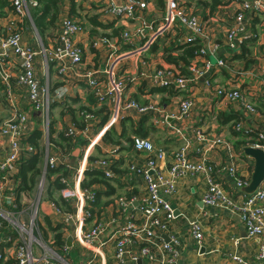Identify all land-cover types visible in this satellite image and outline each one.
I'll use <instances>...</instances> for the list:
<instances>
[{"label":"built area","instance_id":"obj_1","mask_svg":"<svg viewBox=\"0 0 264 264\" xmlns=\"http://www.w3.org/2000/svg\"><path fill=\"white\" fill-rule=\"evenodd\" d=\"M189 1L191 0H165L163 24L155 33H161L167 28L173 30L179 28L188 32L184 43L201 39L203 48L196 55L197 58L202 59L200 67L193 64L185 70L186 74L178 72L173 67L158 68L152 73L140 71L134 79L128 80L125 79V74L116 73L113 63L110 64L112 58L110 55L107 63L109 65L104 71L106 80L103 82L94 69L83 68L82 48L74 41V37L83 30L79 22L67 17L60 20L59 35L54 45L44 46L39 40V46L33 48L24 43L22 38L24 20L31 19L28 8L36 6V0H9L11 10L7 11V16L4 17L5 23L0 25V83L5 88L7 101L11 107L8 120L4 121L0 116V264H67L58 253L44 245L42 239L34 236V231L37 230L36 214L39 203L48 201L50 207L56 212H59V207L38 192L29 215L23 211L15 213L13 210L15 209L16 189L21 183L19 178L17 179L18 170L21 163L36 152L34 146L27 141L32 132L36 130L34 115L37 118L41 117L38 119L47 128L45 133L47 138L50 106L56 101L63 100L70 92L67 85L50 89L47 84L49 65H54L56 74L63 79V83H66L65 77L70 72L79 73V70H82L79 75L82 76L98 105L106 104L114 97L115 101L117 98L116 106L119 104L123 110L135 111L140 115L148 114L155 109L151 104H139L131 99L124 102L122 97L128 85H133L134 80L137 84L142 80H148L157 88L171 86L173 90L182 93L177 120H185L190 117L194 108V101L190 96L192 81L186 77L194 78L192 83L194 85L199 79L205 77L206 73L228 67L226 59L215 58L216 48L208 39L201 26L202 22H199L200 19L185 7ZM228 1L236 9L226 35L227 46L234 51V41L242 44L249 38L255 37L251 30L255 18L264 13V0ZM104 5V11L107 14L125 21L139 19L140 17L135 16L136 13L147 8V3L143 0H122L121 2L105 0ZM151 27L150 22L143 20L136 32L126 31L122 33L121 38L126 44H132L135 39L143 37L146 30ZM261 35L264 37V32ZM102 42L107 44L106 48L111 51V54L115 51L114 45L109 44L106 39ZM92 45L98 48L100 42H93ZM11 56L18 60L20 69L14 80L7 70ZM37 57H42L45 83H42L36 75L35 60ZM204 84L210 87L207 85L209 84L207 80H204ZM14 86L21 91V97L26 102L23 111L18 110L11 100ZM261 86V100L264 103V79L261 81ZM213 91L217 98L227 100L242 111V116L233 126L235 132L243 133L247 137L254 133L253 142L247 146L264 152V131L254 132L253 129L244 127V119L248 117L261 115L264 119V112L260 113L255 102L251 100L257 98H252L239 87L216 86ZM94 115L81 112L80 116L83 117L81 121L85 127L79 130L72 123L64 134L72 139L84 134L87 136L88 130L99 122ZM115 120V117L110 119L106 125L109 127ZM168 127L170 132L182 142L179 150L172 154L169 165L166 164L167 155L163 149L154 146L146 138L136 136L131 139L133 149L143 154V163L129 165L128 169L143 178L144 194L138 200L135 197L114 199L112 206L117 217L113 221L116 230L112 234L108 233L106 224L102 222L101 212L92 218L94 223L91 227L85 228L82 232L79 231L77 235L79 242L91 253L89 260L81 264H96L97 257H101L99 251L109 244L114 247L115 264H138L143 260L147 264H176L179 257V242L174 237H168V242H165L163 236L167 234L168 223L178 217L170 201L176 191V182L187 175L204 177L206 191L202 197L203 205L206 208L227 210L236 215L245 229L246 236L256 240V259L264 264V181L254 193L245 194L242 188L247 187L251 179L239 175V156L233 153L231 144L226 142L222 135L210 138L199 130L193 129L192 136L187 137L178 125H168ZM96 139L95 137L90 140L91 147ZM45 144L48 147L46 149L44 147L42 172L47 173L48 169L53 170L58 166L66 168L63 159L60 160L57 155L55 157V154L50 152L51 146L48 140ZM215 150L223 152L227 161V164L220 169H216L208 157V152ZM113 153V150H107L103 158L89 165L90 168L100 170L106 178H112L114 174L111 168L114 160H108V155L111 156ZM220 172L227 174V183L224 184L218 179ZM82 173V169L76 170L75 182H80V186L83 180ZM41 182L42 179L37 188L38 191H42L43 182ZM58 183L63 186L61 197L70 198L72 189L69 188L67 177L60 176ZM94 201L93 188L82 189L80 197L75 202L79 204V219L76 218V223L85 225V220L91 217L90 209H85V204H91ZM25 216L29 220L28 226L23 223L22 218ZM72 217L73 215L69 218L72 219ZM185 221L190 236L200 246L202 241L200 222L197 219H186ZM231 259L237 264H248L236 254L231 255Z\"/></svg>","mask_w":264,"mask_h":264},{"label":"crops","instance_id":"obj_2","mask_svg":"<svg viewBox=\"0 0 264 264\" xmlns=\"http://www.w3.org/2000/svg\"><path fill=\"white\" fill-rule=\"evenodd\" d=\"M115 1L121 2L122 0ZM143 1L147 3V8L137 12L135 15L140 18L125 21L112 17L104 11L105 0H61L60 14L56 27L60 20L66 17L81 24L84 32L77 34L74 37V41L82 48L83 68L88 70L94 69L103 82L106 80L104 71L109 65L107 63L110 55L112 57L110 64L113 63V68L118 75H123L118 68L122 66L128 67V62L125 64L122 56L135 50H140L141 52L138 54L132 53L129 56L131 61L135 56L134 59H137L140 55L144 57L145 54H149L147 60L150 62L155 61L156 65L159 64L158 66H160V59L162 60L160 50L167 48L169 44L176 45L177 42H181V39L184 42L183 35L187 36L188 32L182 29L179 31L178 28L175 30L167 28L161 33H155L163 24L165 0ZM161 1L163 5L160 4ZM218 2L219 4L215 7H212L210 0H191L185 4V7L190 12L199 16L202 24L205 26L204 31L211 44L216 48L215 58L226 59L228 64L227 68L206 73L205 77L199 79L194 84V87L190 89V96L194 101V108L190 117L182 121L177 120L179 100L182 97L181 92L169 95L172 91L161 92L160 88L154 87L148 80H142L136 85V88H129L124 92L123 101L131 99L139 104H151L155 109L154 111L140 115L135 111L123 110L119 104L116 106L117 98L115 101V98L112 97L108 103L103 104L104 106L101 105L107 110L105 114L108 116V120L101 126L102 128L93 127L88 130L87 136L86 134L79 136L77 145L69 154L59 151L52 145L51 149L53 151L58 152L61 156H65L63 159L67 170V175L65 176L69 181V188L72 189V196L70 198H62L58 190L52 193L54 198H62L65 201V204L61 206L64 209L59 208V212L52 209L48 201L39 203L36 214L37 230L34 231V236L42 239V243L58 253L67 264H81L89 260L91 256V253L79 242L77 235L79 231L82 232L85 228L91 227L94 223L93 219H88L85 225L82 226L66 215V212L67 214L73 213L75 202L80 197L82 191L80 182H75L76 170L82 169L83 175L86 170L90 169L89 157L99 159L106 154L107 150L114 151L111 156L108 155V157L114 160V169L111 168L114 176L107 179V186L93 185L94 187H92L95 192L97 191L102 194L100 196L101 207L100 209H95V211L99 210V213L101 212L102 222L106 224L109 234H112L116 230V225L113 224V221L117 216L112 206V200L117 197H135L138 200L143 196L145 191L143 178L138 174H133L128 169L129 165H141L143 163V154L136 152L131 145L132 136L149 139L154 146L163 149L167 155L166 164L169 165L172 154L182 142L176 135L170 132L168 125H178L187 137L192 136L193 129L199 130L210 138L222 135L226 142L231 144L233 153L239 156V175L243 178L251 179L254 170V160L244 154V148L248 147L247 145L250 142H253L254 133H251L247 137L243 133L235 132L233 126L242 116V111L235 108L227 100L217 98L213 88L216 86L239 87L243 92L252 96V98H257L256 100H251L255 102L260 113L264 112V103L261 100V81L264 79V37L261 35L264 32V13L256 17L253 22L251 32L255 37H251L242 44H239L237 50H234V52L227 46L226 35L230 28L232 15L236 9L231 6L228 0H218ZM7 11L5 10V16H7ZM143 20L150 22L152 27L146 30L143 37L135 39L132 44H126L121 38L122 33L128 30L133 33L136 32ZM4 23V18L0 19V25ZM90 31H93L92 35L89 33ZM57 34V29H55L51 35L52 37L47 38V46L54 45ZM163 34L171 36L172 39L169 41H166V39L162 40L160 37ZM95 36L109 39L113 43L115 51L111 54V51L106 48L104 50L105 53L101 54L102 52L92 45V38ZM175 37L176 40H174ZM22 40L33 48L39 46L40 39L34 28L32 19H30V22L23 24ZM88 41H91V47ZM154 42L157 47L152 51L149 49V45L154 44ZM144 44L147 45L144 46ZM87 46H89V50L86 48ZM242 46L245 48L246 58L249 55V59L251 60V63L247 67L245 66V61L240 59ZM118 54H121V57L115 56ZM8 61L14 80L20 72L19 63L13 56ZM195 61L198 67L201 66V58ZM137 69H141V66ZM147 69H151V64H148ZM35 70L41 82L45 83L46 77H44L42 57L36 58ZM126 71L123 72L126 73ZM144 71L150 73L148 70ZM79 73H82V70H79ZM79 73L70 72L65 77L69 83L66 84L56 74V68L53 64H50L48 67L47 84L50 89L62 87L63 85H67L70 88L69 94L63 100L56 101L50 106L49 114L51 117L49 118L51 122L49 120V126H52L53 137L56 136V132L54 131L59 125L62 128L74 122H82L79 116L80 120H78L76 113L80 108L95 111L97 114V110L100 107L92 94L89 93ZM204 80H207L211 86L206 87ZM79 88L80 90H78ZM154 88V93H151V90ZM12 92L15 97V101L12 102L17 104L14 106L22 107L21 105L25 104L23 106L25 108L26 102L21 97V91L14 86ZM18 103L20 104L18 105ZM1 107L2 105L0 104ZM68 109L73 112L72 115ZM104 115H96L99 121L96 122L97 125L100 124L101 118ZM114 117L116 120L108 127L106 123ZM34 120L37 124L39 119L35 116ZM244 121L246 129H253L254 132H258L257 130L264 131V119L261 115L248 117ZM37 130L41 132L43 145L50 135L48 134L46 138L41 129ZM61 131L57 132V134ZM105 133L107 134V140H104ZM95 137L97 138L96 142L91 147L90 140ZM208 157L214 166H216V169H220L227 164L224 153L220 150L208 152ZM55 179H51V176H48L44 180L45 183H42L41 189L45 190L44 197L48 198L47 194L50 188L55 185ZM218 179L224 184L228 182L225 172H220ZM39 184L40 182L38 181L37 188H39ZM225 188L227 187L225 186ZM205 191L206 182L202 175H187L179 178L176 182V191L170 201L178 217L168 223L167 234L163 236L165 242H168V237H174L179 242V257L176 260V264H237L231 259V255L234 254L244 259L248 264H262L256 259V240L246 236L245 229L240 223L239 218L227 210L206 208L203 205L202 197ZM32 199L34 203L36 199L34 197ZM16 201L17 198L15 197ZM104 202H108V204L102 206ZM32 204L24 203L22 201V194H20L19 203H15V209L13 210L15 213L23 211L29 215ZM40 217L41 221H44L42 224H39ZM22 219L23 223L28 226V217L25 216ZM186 219H197L200 222L202 227L200 246L190 236ZM40 226L42 227L40 228ZM57 235H60V240L63 244L61 248L57 247ZM70 237L72 240L68 241ZM201 249L203 252L200 251ZM42 251H44L43 248ZM99 252L101 257H97L96 264H115L114 247L112 244H109ZM139 264H147V262L143 260Z\"/></svg>","mask_w":264,"mask_h":264},{"label":"trees","instance_id":"obj_3","mask_svg":"<svg viewBox=\"0 0 264 264\" xmlns=\"http://www.w3.org/2000/svg\"><path fill=\"white\" fill-rule=\"evenodd\" d=\"M212 2V7H215L216 5L219 4L218 0H210ZM60 3L61 0H36V6H30L28 8L29 15L33 21L34 28L44 46H46L47 38H51L52 33H54L55 29H59V23L56 27V22L58 20L59 14H60ZM161 5H163V2H160ZM5 10H11L9 0H0V18L5 17ZM71 19V18H70ZM73 20V19H72ZM30 22L28 18L24 20V24ZM94 24H97L96 22H93ZM81 26V24H80ZM82 27V26H81ZM180 31V30H179ZM91 35L93 34V31L89 32ZM59 33L57 34V36ZM97 35V34H94ZM164 35V34H163ZM56 36V37H57ZM178 38V36H176ZM176 37L174 40H176ZM159 38V37H158ZM157 38V40H158ZM201 41L199 39L189 41L187 43H178L175 44H169L167 48L162 49L163 53V60L164 63L167 66L173 67L175 70H178L180 73L186 74V71L184 68L190 64L191 60H193L197 53L199 52L201 48ZM244 46V45H243ZM242 46V55L240 56V59H243L245 61V66L247 67L250 63L251 60L249 59V55H247L246 58V52L245 48ZM156 44L152 43L149 46V49L154 51L156 49ZM132 50V49H131ZM245 53V54H244ZM248 54V53H247ZM161 92H170L169 95H174L178 91L173 90V88L170 87H162L160 88ZM155 88L151 90V93H154ZM179 93V92H178ZM7 95L5 92L4 86L0 83V104L2 106H6V99ZM135 101V100H134ZM69 110V109H68ZM70 111V112H69ZM68 112L73 114L71 110ZM80 112L84 113H90V114H101L104 115L107 110L105 108H99L97 110V114L95 111L88 110L86 108H80ZM107 114H105L101 118L100 124L96 125L95 127H101L105 124V122L108 120ZM74 124H77V127L79 130H82L85 127V124L74 122ZM102 128V127H101ZM49 135L48 136V143L53 146H55L59 151L69 154L70 151L77 145L72 143V138L69 136H66L64 133H58L55 138H53V129L52 126H49ZM104 140H107V134H104ZM27 141L34 146V149L36 152L29 158L28 160L24 161L21 163V166L18 170V175L17 178L21 181L20 186L16 189V195L15 197L17 198V201L15 202L16 204L19 203V196L21 193H27L29 197H34L36 193H32L34 191L36 183L38 182V178L40 177L41 171L43 169L44 165V146L42 145V140H41V132L39 130H36L32 132L31 136L27 139ZM105 156V155H104ZM103 158V157H101ZM100 159V158H99ZM96 158L89 157L88 161L90 162L89 165H91ZM114 167V163L112 165V169ZM48 175H61L65 176L67 175V170L63 166H58L53 170H47ZM58 178L55 179V185H53L50 188V191L48 192V200L55 205H57L59 208L64 209V207H61L65 204V201L62 198H54L52 193L56 190H60L62 188V185L58 183ZM108 178H106L100 170L90 168L86 170L83 174V180L81 181V188L82 189H87V188H92L95 185H104L107 186V181ZM94 185V186H93ZM102 194L100 192H95V201L91 203V209H90V214L91 218L94 216L99 215V210L95 209H100V196ZM105 195V194H104ZM108 202H104L102 206L107 205ZM56 242H57V247L61 248L63 244L61 243L60 240V235L56 236ZM8 264V263H7Z\"/></svg>","mask_w":264,"mask_h":264},{"label":"rangeland","instance_id":"obj_4","mask_svg":"<svg viewBox=\"0 0 264 264\" xmlns=\"http://www.w3.org/2000/svg\"><path fill=\"white\" fill-rule=\"evenodd\" d=\"M198 18H199V16L198 15H196ZM200 19V18H199ZM198 19V20H199ZM199 22H201V20H199ZM204 29H205V26L202 24L201 25ZM179 29V28H178ZM180 30V29H179ZM82 32H84V30H82ZM81 32V33H82ZM124 32H126V31H124ZM123 32V33H124ZM127 32H130L129 30L127 31ZM131 33V32H130ZM133 33V32H132ZM182 36V35H181ZM162 40H164V39H166V41H169V40H171L172 39V37L170 36H168V35H166V34H164L163 36H161L160 37ZM183 38H184V42H185V36L183 35ZM103 39H106L108 42H109V44H113L112 42H110V40L109 39H107V38H102L101 39V36H95L94 38H92V42H100V45H99V47H98V49L102 52L101 54H104L105 53V51L104 50H106V47H107V44H105V43H103L102 42V40ZM200 41H202L201 39H199ZM122 41V40H121ZM51 42V41H50ZM165 42V41H164ZM184 42H182V39H181V42L180 43H184ZM88 43L90 44V47H91V41H88ZM201 43V45H202V42H200ZM88 47L89 46H87L86 48L88 49ZM201 48H203L202 46H201ZM200 48V49H201ZM121 49V48H120ZM89 50V49H88ZM151 50V49H150ZM200 51V50H199ZM139 52H141L140 50H135L134 52H130V53H126V54H124L123 56H122V58H123V60H124V63L126 64V62H128V67H124V66H122L121 68H118V70H120L121 71V73L124 75V77H125V79H128V80H132V79H134V76H137V74L140 72V71H144V70H148L150 73H152L154 70H156V69H158V68H166V67H170V66H167L165 63H164V60H163V53H162V49L160 50V52H161V55H162V60L160 59V62H161V65L160 66H158V65H156V62L155 61H149V60H147V58H149V54H145V56L144 57H142V55H140V56H138V58L137 59H134L133 58V60L131 61V59H129V56H131L132 55V53H134V54H138ZM235 52V51H234ZM119 53V52H118ZM115 56H120L121 57V54H118V55H115ZM121 58V59H122ZM196 59H198L197 57H195L193 60H191V62H190V64H188L185 68H184V70H187L191 65H196L197 67H198V64L196 63ZM212 61H214V59H212ZM234 63V62H233ZM148 64H151V69H147V66H148ZM235 64V63H234ZM9 66H10V64H9V61H8V64H7V70H9V73H11V71H10V69H8L9 68ZM140 66H141V69H137V68H140ZM200 67V66H199ZM127 70V71H126ZM123 71H126V73H124ZM178 71V70H177ZM179 72V71H178ZM80 75H81V73H79ZM188 80H190V81H192V83L194 82V78H192V77H186ZM66 82V84H69L67 81H65ZM85 83V82H84ZM192 83H191V86L192 87H194V85H192ZM136 85H137V82H136V80H134L133 81V85H128L127 87H126V89H125V91L126 90H128L129 88H136ZM207 85H209V86H211V84L209 83V84H207ZM87 86V85H86ZM131 86H133V87H131ZM192 87H191V89H192ZM10 88H11V86H10ZM86 88H88V87H86ZM78 90H80V88L78 89ZM89 90V89H88ZM89 93H90V90H89ZM13 92H11V100L12 101H15V97L13 96ZM6 99V98H5ZM7 99H8V97H7ZM7 99H6V106H2L1 108H0V116L4 119V121H6V120H8L10 117V113H11V107H10V105H9V103H8V101H7ZM20 103H18V105H19ZM17 105V104H16ZM22 107H16L18 110H21V111H23V110H25V108L23 107V106H25V105H21ZM100 107L99 108H103V106H101V105H99ZM3 109H7V110H3ZM77 118H78V116H79V118L81 119V120H83V117L82 116H80V111L78 110L77 112ZM94 116H96V115H94ZM32 117V116H31ZM34 117H35V115H34ZM49 117H51L50 116V114H49ZM39 119H41V117L39 116L38 117ZM78 118V120H80ZM97 118V117H96ZM32 119H33V117H32ZM49 120H50V122H51V119L49 118ZM61 122V121H60ZM34 123V122H33ZM34 126H35V129L37 130V129H41L42 131H43V133L45 134L46 133V130H47V128L45 127V125L44 124H41V120H38V122H37V124L36 123H34ZM67 127L68 126H63L62 128H61V126L59 125L58 126V128L57 129H55V131L54 132H56V136H57V132H59V131H61L60 133H64L65 132V130L67 129ZM59 130V131H58ZM136 136H132L131 138H135ZM53 138H55V136L53 137ZM78 138L79 137H76L75 139H72L71 141H72V143L73 144H77V140H78ZM143 138V137H142ZM147 140H149V139H147ZM150 141V140H149ZM151 142V141H150ZM152 143V142H151ZM153 144V143H152ZM154 145V144H153ZM43 146L45 147V149L48 147V145H46L45 143H43ZM181 147V145L178 147V149L177 150H179V148ZM52 145H51V147H50V152L51 153H53V154H55L54 156L56 157V155H57V157L60 159V160H62V159H64L65 158V156H61V155H59V153H57V152H55V151H53L52 149ZM176 150V151H177ZM101 159V158H100ZM100 159H97V160H95V161H98V160H100ZM108 160H111V158L110 157H108ZM45 176L46 177H48V176H50V175H48V173H44V172H42L41 171V174H40V177L38 178V181L40 182V180L42 179V182L43 183H45L44 182V180L46 179L45 178ZM61 175H58V176H53V175H51V179H55V178H57V177H60ZM18 179V178H17ZM41 182V183H42ZM37 184H38V182L36 183V186H37ZM35 186V189H34V191H32V193L31 194H33V193H38V192H40L42 195L44 194L45 195V190H42V191H38L37 190V187ZM96 186V185H95ZM59 191V193H61V190H58ZM57 191V192H58ZM22 194V201L24 202V203H27V204H32L33 203V197H29L28 196V194L27 193H21ZM58 194V193H57ZM34 198H35V196H34ZM115 199V198H114ZM114 199L112 200V204L114 203ZM78 206H79V204H75V207H74V211L73 210H70V211H73V213H70V214H67V212H66V215L68 216V217H70L71 215H73V217H72V219L71 220H73V221H75L76 220V218H78L79 219V214H78ZM91 204L89 203V204H85V209H91ZM88 220H85V222H87ZM41 222V223H40ZM40 222H39V224H42V223H44V221H41V217H40ZM84 222V223H85ZM42 226H40V228H41Z\"/></svg>","mask_w":264,"mask_h":264},{"label":"water","instance_id":"obj_5","mask_svg":"<svg viewBox=\"0 0 264 264\" xmlns=\"http://www.w3.org/2000/svg\"><path fill=\"white\" fill-rule=\"evenodd\" d=\"M234 44H235V50H237L239 44L237 43V41H234ZM244 154L251 157L254 160V170L251 175V180H250L249 185L247 187L242 188V191L245 194H252L256 191L259 185L264 181V152L260 149L246 147L244 148ZM71 240L72 238L70 237L68 241H71ZM200 251L203 252L202 249ZM140 262L141 261H139L138 264Z\"/></svg>","mask_w":264,"mask_h":264}]
</instances>
